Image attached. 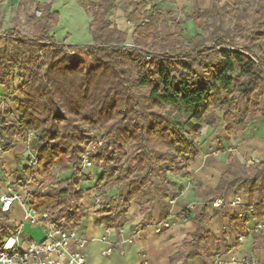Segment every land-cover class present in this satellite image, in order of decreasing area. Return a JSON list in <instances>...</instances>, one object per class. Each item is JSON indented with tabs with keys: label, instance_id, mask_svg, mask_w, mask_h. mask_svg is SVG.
<instances>
[{
	"label": "trees",
	"instance_id": "trees-1",
	"mask_svg": "<svg viewBox=\"0 0 264 264\" xmlns=\"http://www.w3.org/2000/svg\"><path fill=\"white\" fill-rule=\"evenodd\" d=\"M211 1V9L197 8L191 15L198 30L206 31L213 14L219 20L230 6ZM238 1L229 0L237 20ZM114 3L84 0L85 11H92L90 45L56 42L51 32L60 14L52 2H38L29 16L36 28L33 38L22 37L15 28L0 36V42L5 40L0 86H9L16 76L22 82L17 89L22 99L16 101L20 116L12 118L9 108L0 112V152L12 150L18 139L29 144L37 162L36 168L28 162L25 168L27 180L36 186L29 192L31 205L64 229L80 225L82 201L92 191L83 187L92 178L83 175L82 162L87 146L96 142L92 134H103L92 159L99 169L94 188L102 195L126 189L95 219L97 226L113 229L125 222L131 203L176 197L170 175L195 180L188 167L199 157L200 123L216 127L217 110L224 113V131L230 138L264 117V50L259 53L264 31H253L241 45L227 39L228 48L217 40L209 45L201 34L187 38L181 23L164 35L160 5L137 0L127 15L134 27L129 36L109 19ZM260 11L262 18L264 0ZM211 71L205 81L203 75ZM57 172L69 177L58 181ZM228 189L233 196L246 197L253 220H264V160L241 163L230 154L227 170L193 220L197 229L185 260L202 255L209 264L219 254L218 244H227L225 234L219 237L200 227L211 219L209 206ZM228 209L214 208V214L227 218L235 235H243L248 220ZM18 231L19 225L0 211V248Z\"/></svg>",
	"mask_w": 264,
	"mask_h": 264
},
{
	"label": "crops",
	"instance_id": "crops-1",
	"mask_svg": "<svg viewBox=\"0 0 264 264\" xmlns=\"http://www.w3.org/2000/svg\"><path fill=\"white\" fill-rule=\"evenodd\" d=\"M125 1L136 2L137 5V0ZM145 1L160 5L162 11L161 4L165 0ZM38 2L49 3L38 0H0V36L10 29H18L21 23L27 18L28 8L35 9V5ZM83 2L84 0L80 6V13L72 10L74 9L73 7L67 10V19H69L67 20V27L73 35L69 38L71 41L66 43L68 45H90L93 42L90 29L92 19L88 21V24L86 22L88 18L87 13L91 10L85 11ZM53 10L60 14L59 24L54 29L58 30L61 28L63 15L60 10L55 9L54 5ZM127 23L130 24L128 21ZM114 25L121 31L126 32L119 25ZM130 25L133 27L132 24ZM85 27L88 28L87 32L84 31ZM52 35L56 42L62 43L54 34ZM4 46L5 40L0 42V48ZM17 82L21 86L22 82L16 76L12 79L9 86H0V112L5 108H9L13 113L12 118H18L20 116L16 101L21 100L22 97L17 92L16 88L19 86H17ZM236 138V140L240 141V145L237 148L239 155L236 153L234 155L241 163H245L246 160L250 159H253L254 162L264 160V117H258L251 122ZM26 146L27 144L24 140L18 139L17 144L12 150L4 153L0 152L1 188H4L5 185L13 181L16 183L17 181L22 182L26 179L24 183H28L25 172V168L27 167ZM229 155L218 156V158L207 154L200 155L188 167V172L195 177L193 182L182 176H169L170 180L175 184L176 197H170L168 200H160L157 198L153 202L144 205L131 203L125 222L113 229L97 226L95 219L99 217L98 212L108 204L109 200L117 197L114 193L116 189H112L103 195V201H100V198H98L99 193L102 195L101 191L97 190V192L92 190L82 201L84 217L77 227L79 234L88 241V246L85 251L88 263L206 264L202 255L195 256L189 260H185V257L191 249L192 235L197 229L193 220L200 214L203 205H199L202 204L201 202L205 198L206 191L210 189L213 193V190L218 185L221 174L227 170ZM23 159L26 162L25 164L23 163ZM20 176L23 178H19ZM197 181L198 185H195ZM3 191V189H0V195ZM232 197L233 195L230 189H228L224 195V199L230 200ZM245 200H247L246 197ZM184 210H187L189 213L187 220H183L180 216ZM228 210L230 214H237L239 211L238 208H229ZM209 213L211 215L210 221L201 225L200 229L201 231L210 232L219 237L224 234L227 236L226 245H223V243L218 244L219 254L225 255V260H227L230 255H227L228 248L226 250V246L229 247L235 244L237 235L231 231L228 219L214 214V208L211 206H209ZM21 218L22 216L19 220L13 218L11 221L19 225ZM162 221H168L170 227H160L159 223ZM37 228L40 234L38 240H42L44 238L43 228L39 226ZM235 247V251L231 255H235L238 260L252 258L257 260L259 264H264V236L254 235L248 237L242 244H236ZM213 261L214 258L210 260L209 264H213Z\"/></svg>",
	"mask_w": 264,
	"mask_h": 264
},
{
	"label": "rangeland",
	"instance_id": "rangeland-1",
	"mask_svg": "<svg viewBox=\"0 0 264 264\" xmlns=\"http://www.w3.org/2000/svg\"><path fill=\"white\" fill-rule=\"evenodd\" d=\"M38 1H44V2H52L55 6V9L60 10L63 15V22L61 25V28L58 30H53L51 34H54L57 39L62 43H69L71 39H69L71 36H73L68 29V23H67V10L71 9L72 7L75 12L80 13V6L83 0H38ZM229 0H221V6L224 4H229V8L222 14V18H219V20H215V17L213 14V17L209 20V26L206 29V31L198 30L193 23V20L191 19V15L194 13V11L197 8H200L202 10H208L212 8V1L211 0H165L162 5V20L160 23V31L162 34L167 35L170 33H173L174 27L176 23H181L184 30H185V36L187 38L194 36L196 34L204 35L205 38L208 41L209 45H212L215 40L220 41L222 47L221 48H228L225 40L235 41L237 44L241 45L244 41V38L251 34L253 31H264V15L261 18V15L263 12L260 11V0H239L237 4V9L239 13V20L235 19V12H233V3L229 2ZM136 2H127L125 0H117L116 4L109 16V19L114 24H117L120 26L122 30H125L129 36H131L133 32V27L127 23L126 16L127 14L135 7ZM203 8H202V7ZM71 7V8H70ZM32 8H28L27 10V18L24 22L21 23V26H19L18 31L22 35V37L27 38H33L36 35V28L34 25L30 24L28 22L29 16L33 13ZM258 12H260V15H258ZM88 18L86 19L87 24L88 21L92 19V11L87 13ZM239 23V24H238ZM242 29V33L240 32V27ZM87 27H85L84 31L87 32ZM91 29V27H90ZM222 31H227L228 34H224ZM15 40H23L17 37H13ZM26 41V40H25ZM32 44H38L37 42L33 41H26ZM130 45V44H128ZM127 46V45H126ZM264 50V45L262 47V50L259 51L261 53ZM213 75V71L205 73L203 75V78L205 81L209 80ZM19 83L17 82V86ZM20 86V85H19ZM18 86V87H19ZM18 87L16 89H18ZM223 112L217 110L216 116L218 117L217 120V126L214 128L208 127L207 125L200 123L202 130L199 140L196 143V148L199 151L200 155H209L212 157L218 156H227L229 154H238V146L240 145V141L236 140L237 136L235 137H228L224 131L225 124L223 122ZM183 119H187L186 116H183ZM102 133H94L92 136H97V138L102 137ZM27 144L26 151H28L29 144ZM88 147V146H87ZM24 160V159H23ZM27 160V158H26ZM250 162H254L253 159L246 160L245 163L249 164ZM26 163L25 160L23 162ZM218 165V164H216ZM83 175L90 176L92 178V181L86 182L84 184V188L91 187L92 190L97 191V188L95 187L96 179L99 175V169L94 167L91 170L84 169ZM68 175H64L61 172L56 173V178L58 181H64ZM23 178V177H19ZM26 181V179H24ZM24 180L21 183H24ZM13 181V180H12ZM12 184L15 183L14 181L11 182ZM25 184V183H24ZM195 185H198V181L195 183ZM6 185L4 188L0 187V189L5 190ZM19 187V186H18ZM36 186L32 183V181H28V183L25 184L24 189H26L28 192H30L32 189H34ZM99 191V190H98ZM97 191V192H98ZM116 196H119L121 194L126 193V189L118 190L116 189L114 191ZM102 196L100 193L98 194V198H100V201L102 200ZM212 196V190L208 189L205 194L204 200L201 202L202 204L199 206H202L204 203H206L210 197ZM103 201V200H102ZM104 205V204H103ZM1 211V210H0ZM23 215V211L19 208H14L10 213L7 214V217L11 220L13 218H17V220L20 219V217ZM77 228V227H76ZM78 230V229H77ZM79 232V230H78ZM40 234L38 233V228L33 229L30 224H23L21 227V235L20 238L24 242H30L33 238L38 240V236ZM44 235V233H43Z\"/></svg>",
	"mask_w": 264,
	"mask_h": 264
},
{
	"label": "built area",
	"instance_id": "built-area-1",
	"mask_svg": "<svg viewBox=\"0 0 264 264\" xmlns=\"http://www.w3.org/2000/svg\"><path fill=\"white\" fill-rule=\"evenodd\" d=\"M177 1V0H174ZM131 47V45H127ZM31 140V137H30ZM103 141L97 138L96 142L91 143L82 155L83 169L91 170L94 168L93 156L97 149L101 147ZM27 162L31 168L37 167L36 156L28 148ZM228 207L230 209L238 208L237 215L243 221L248 220L244 234L237 236L235 244L228 247L230 257L225 260V255L217 254L214 257L213 264H259L252 258H243L238 260L235 255L236 244H242L248 237L254 235L264 236V220L255 221L252 219L253 208L248 209V202L243 194L233 196L230 200L224 198L217 199L212 208ZM14 208L23 211L19 231L16 236L8 238L4 246L0 248V264H89L86 258V249L88 241L78 232L77 228L64 229L50 220L49 214H40L31 205L29 192L16 183H9L0 195V210L4 214L10 213ZM183 220L189 218L187 210L181 212ZM23 224H30L31 227H42L44 238L42 240L32 239L30 242H24L21 238V227ZM160 227L169 228L168 221L159 223Z\"/></svg>",
	"mask_w": 264,
	"mask_h": 264
}]
</instances>
